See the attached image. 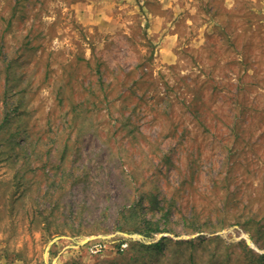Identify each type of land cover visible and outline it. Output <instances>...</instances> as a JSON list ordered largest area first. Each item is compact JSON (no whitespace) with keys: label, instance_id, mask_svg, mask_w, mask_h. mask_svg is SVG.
<instances>
[{"label":"rangeland","instance_id":"1","mask_svg":"<svg viewBox=\"0 0 264 264\" xmlns=\"http://www.w3.org/2000/svg\"><path fill=\"white\" fill-rule=\"evenodd\" d=\"M0 264H264V0H0Z\"/></svg>","mask_w":264,"mask_h":264}]
</instances>
